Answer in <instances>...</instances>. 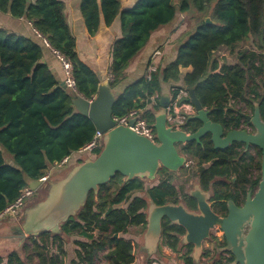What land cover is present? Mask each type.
I'll return each mask as SVG.
<instances>
[{"label": "trees", "instance_id": "16d2710c", "mask_svg": "<svg viewBox=\"0 0 264 264\" xmlns=\"http://www.w3.org/2000/svg\"><path fill=\"white\" fill-rule=\"evenodd\" d=\"M64 7L62 0H0V12L30 22L51 48L70 61L77 93L90 99L101 81L95 69L78 56ZM79 10L89 36L96 33L101 21L110 26L119 16L121 34L112 44L109 65L112 79L108 83L113 89L124 79L129 61L153 31L171 23L177 13L193 10L204 15L179 42L172 61L157 67L149 78L143 74L117 93L112 115L121 117L130 110H141L152 124L161 83L181 79L185 86L194 87L196 97L209 110L210 120L226 131L241 125L233 103H242L252 113L253 103L258 102L264 121V92L258 90L256 80L264 74V0H135L130 7H122L120 0H80ZM206 17L213 23L207 24ZM247 43L251 48H241ZM222 47L230 53L238 49L235 63H220L214 56ZM40 58L37 42L0 26V213L30 180L39 179L54 163L80 149L96 130L87 116L75 110L71 93L60 86ZM184 67L191 70L182 75L180 68ZM262 84L264 87V80ZM154 96V103H149ZM200 126L198 119L189 118L186 129L195 132ZM242 147L241 143H232L226 149H216L209 133L199 142L180 146V152L195 161L197 183L202 190H211L219 213L226 212L227 200L236 202L240 191L246 193L247 184L250 190L258 185L260 172L254 174L253 170L260 171L261 157L255 160ZM167 172L160 168L161 177L151 186H146L144 179L125 181L121 174H115L99 186L97 193L88 194L85 204L61 224L58 233L28 237L22 244L23 253L12 249L0 253V264H64V258L70 264L133 263L134 242L121 235L132 225L145 229L149 201L156 205L183 202L195 208L196 201L178 189L166 177ZM161 227V243L177 253L180 247H186L181 254L183 264H196L191 256L193 246L179 245L184 229L166 219ZM212 240L214 236L209 243ZM72 242L75 248L69 253L67 245ZM216 245L221 249L224 239ZM209 254L210 249H205L201 257L211 258ZM232 261L231 254L223 257L219 253L211 264Z\"/></svg>", "mask_w": 264, "mask_h": 264}, {"label": "water", "instance_id": "95a60500", "mask_svg": "<svg viewBox=\"0 0 264 264\" xmlns=\"http://www.w3.org/2000/svg\"><path fill=\"white\" fill-rule=\"evenodd\" d=\"M205 22L213 23L209 17L205 18ZM108 81L99 84L91 101L67 89L63 81L60 82V86L71 93L75 110L87 116L95 129L103 133L102 147L95 157L82 156L81 162L69 165L63 173L51 176L44 182L30 180V188H45L46 193L23 208L18 216L22 222L11 237L23 243L28 237L42 232L58 233L61 224L85 204L88 194L91 191L97 193L99 186L117 173L125 181L133 178L151 181L162 167L171 172L179 170L185 165L187 155L181 153L178 146L199 142L201 137L209 133L216 149H226L232 143H241L246 147L255 146L261 151L260 179L255 191L247 192L241 206L231 199L227 200L224 216L213 211L209 202L210 192L202 190L198 183L188 191L189 196L196 201L197 211L188 210L183 202L156 205L149 201L143 247L149 253L156 251L161 240L162 221L167 219L184 229L180 242L193 246L191 256L195 263L202 256L203 241L210 238L211 230L219 228L225 242L221 250L233 256L232 264H264V121L258 102L253 103L251 114H240L251 124L253 132L240 128L224 132L220 123L210 120L209 110L196 97L194 87H188L190 100L196 110L190 118L198 119L201 126L195 132L186 133L167 126L166 107L170 97L168 92H162L158 109L153 111L154 121L151 125L156 140L153 142L130 127L134 117L129 118V125L116 124L112 119V106L117 93ZM148 102L151 103V99ZM2 221L0 219V225L5 223ZM117 236L114 234V237Z\"/></svg>", "mask_w": 264, "mask_h": 264}, {"label": "crops", "instance_id": "0c3cea01", "mask_svg": "<svg viewBox=\"0 0 264 264\" xmlns=\"http://www.w3.org/2000/svg\"><path fill=\"white\" fill-rule=\"evenodd\" d=\"M62 1L65 6L64 14L66 22L76 38V52L78 56L95 69L101 82H105L110 75L109 65L111 62V47L113 42L120 37L121 34L119 16L113 20L110 26H105L103 21H101L96 33L93 36H89L85 30L83 18L79 10L80 0ZM120 1L122 7H130L135 0H128V4L123 3L122 0ZM176 19L177 17L171 24L169 23L161 26L151 33L146 45L129 61L124 72V79L113 89L116 93H119L127 84L137 80L143 74H146L149 66H153L156 69L157 67L164 66L175 58L176 48L180 40L185 38L187 31H185V26L182 25L184 23L176 24ZM0 26L9 33L22 35L37 42L41 46V61L48 66L59 82L63 81L64 75L60 62L51 52L50 48L44 43L45 38L41 37L35 31L30 22L23 18H14L8 13L0 12ZM156 50L159 51L158 54L155 53ZM217 52H219V50ZM190 70L191 67L180 68L182 75ZM176 83L183 84L181 79L177 82H162V92H168L171 85ZM74 154L72 158L77 157V155L74 156ZM71 164H76V162L72 161L69 165ZM64 169L56 171L53 176L63 173ZM11 227L12 226L7 227L5 224L0 225V248H2L5 241H8L7 239H16L15 237H11L9 233ZM141 228L143 227L132 225L129 226L127 230L135 232L137 229L141 230ZM121 236L131 239L134 242L135 259L131 264H150L153 260H158L161 264H183L180 253L173 251L161 242H159L155 252L149 253L143 247V235L141 242V236L138 237L139 234H130L127 236L126 233H124ZM179 245L181 246L182 244L180 243ZM74 248L75 247H71L72 250ZM5 251L6 249H0L1 254H4ZM202 258L203 257H201V259Z\"/></svg>", "mask_w": 264, "mask_h": 264}, {"label": "built area", "instance_id": "2783aa9c", "mask_svg": "<svg viewBox=\"0 0 264 264\" xmlns=\"http://www.w3.org/2000/svg\"><path fill=\"white\" fill-rule=\"evenodd\" d=\"M44 43L50 48L51 52L55 55L58 61L61 64L63 70V82L67 89H70L77 93L75 80L73 77L72 65L70 61L59 51L51 48L46 39H44ZM218 51V50H217ZM216 51V52H217ZM214 52V55H216ZM156 54L159 53L158 50L155 51ZM155 68L153 66H149L147 73L145 74L146 78L150 77V73L154 71ZM112 76L109 75L107 80H111ZM169 97L170 101L166 107V124L171 129L174 130H184L186 133L189 131L186 129V124L188 119L196 113V110L190 100V94L188 91V87L184 84H172L169 88ZM94 97L88 99L91 101ZM156 96L151 98L152 103H154ZM151 103V104H152ZM134 117V123L130 127L140 135L146 136L151 139L153 142L155 140V131L152 125L147 121V119L142 115L141 110H130L127 114L118 117L112 115V119L116 124L129 125V118ZM102 136L103 133L95 130L92 138L84 144L80 149L70 154L69 156H65L59 162L54 163L50 168L46 170L43 176L39 178L42 182L46 181L48 178L54 175L56 171L63 170L67 165H69L72 161L78 162L82 156L95 157L96 151L100 150L102 147ZM77 157L72 158L73 155ZM195 165V161L187 156L185 166L193 167ZM35 194V190L30 188L29 185L23 187L20 190L18 197L10 203L1 213L0 219L5 217H10L13 219L18 218L20 212L26 206L27 202L32 198ZM215 236L221 237L222 232L219 228L214 229ZM150 264H161L158 260H153Z\"/></svg>", "mask_w": 264, "mask_h": 264}, {"label": "rangeland", "instance_id": "374dc122", "mask_svg": "<svg viewBox=\"0 0 264 264\" xmlns=\"http://www.w3.org/2000/svg\"><path fill=\"white\" fill-rule=\"evenodd\" d=\"M121 2V1H120ZM123 3L128 4V0H122ZM177 19H176V24H182L185 26V31H186V35L194 28V26L196 25L197 21L199 19H202L204 17V15L197 13L196 11H188L185 14L182 13H177ZM171 24V23H170ZM185 38H183L180 41H183ZM241 48L245 49V48H251L250 44H244L241 46ZM239 48V49H241ZM238 50V49H237ZM237 50L234 53H230L226 48L222 47L219 49V52H216L214 55L216 56V58H218L220 63H235L237 60ZM257 84H258V90L263 93L264 92V87H263V80H264V74L260 75L257 77ZM232 107H236V108H240V109H245V111L251 112L250 108L247 106H244L242 103H233ZM178 149L180 150V145L178 146ZM197 168L195 167H186L185 165L183 167H181L179 170L175 171V172H167L165 175L166 177H169V179L171 180V182L178 188V189H182L184 192H188L195 184H197ZM256 174V173H254ZM161 177L160 174H158L156 176V178L154 180L148 181V180H144L145 185L146 186H151L155 183L158 182L159 178ZM112 187H115V183H111ZM256 189V188H255ZM254 189V190H255ZM46 193L45 188H37L35 190V194L32 196V198H30V200L27 202L26 206L29 205L30 202L32 201H36L37 199L41 198L44 196V194ZM2 222H5L4 224L7 226H12L10 228L9 233L12 234L13 231L15 230V228H18V226L20 225V223L22 222L21 218L18 220V218L13 219L10 217H5L2 219ZM21 220V221H20ZM144 228H141V230H136L131 231V230H127L126 235H130V234H135L138 235V237L141 236L140 238V242L142 241V233H144ZM142 234V235H141ZM209 239V238H208ZM208 239H206L203 244L204 247L203 248H207L210 249L212 248V244H209ZM8 241H5V243L2 245V248L0 249H6L5 254L9 252V250H16L18 253H23L22 250V241L21 240H11V239H7ZM68 240L71 241V236L68 237ZM161 242V241H160ZM69 248V253H70V248L74 247V244L72 242V244L70 243L69 245H67ZM55 250V248L53 249ZM74 255V253H73ZM225 256V255H224ZM226 257V256H225ZM219 258V254L218 253H214L211 258H208L206 256H204L202 259H199L198 264H211L212 259H217ZM224 261V260H223ZM64 264H70V260L68 261L66 258H64Z\"/></svg>", "mask_w": 264, "mask_h": 264}, {"label": "flooded vegetation", "instance_id": "af4514ba", "mask_svg": "<svg viewBox=\"0 0 264 264\" xmlns=\"http://www.w3.org/2000/svg\"><path fill=\"white\" fill-rule=\"evenodd\" d=\"M152 103V102H151ZM232 109L233 110H235L236 111V113L235 114H238L239 116H240V121H241V125L238 127V128H240V129H243V130H246L247 132H253L254 131V129H253V127L252 126H250L249 124V122L248 121H246L245 120V118L243 117V116H241L240 114L241 113H244V114H251V112H248V111H245V109H241V110H239V108H236V107H232ZM224 128V127H223ZM224 132H227L226 131V129L224 128ZM231 145V144H230ZM242 148H243V152H245V153H247L248 155L249 154H252L253 156H254V158H255V160H257V159H259V157H261V154H260V156H259V149L257 148V147H255V146H252V145H249L248 147H246L244 144H242ZM169 172H171V171H169ZM260 171H258L257 169H254L253 170V173H259ZM233 180H235V177H233ZM257 187V186H256ZM246 189H247V191H246V193L245 194H243V192H241L240 191V193H239V197L237 198V200H236V202H235V204L237 205V206H241L242 204H243V202H244V200H245V197H246V194H247V192H249V191H251V192H254L255 190V188H251V190L249 189V186H248V184L246 185ZM209 192H210V200H209V202H210V204H211V208L213 209V211L214 212H216V213H218L219 215H221V216H224V215H226V212H224V213H219L218 211H217V208H216V205H215V202L214 201H212L211 200V190H209ZM188 193V192H187ZM184 204V203H183ZM185 207L188 209V210H190V211H197V209H196V203H195V208H188L186 205H185ZM164 220V219H163ZM167 220V219H166ZM246 231V228H244V232ZM211 236H214L215 237V240H212V242H210L209 244H212V248H210V254H209V257H211L214 253H217V251H218V254L220 253L223 257H228L229 256V254L230 253H228V252H223L221 249H219L218 247H217V245H216V242L217 241H222L224 238H223V235L221 236V237H218L217 238V236H215V232L213 231V230H211V235H210V237ZM210 239V238H209ZM161 241V240H160ZM205 241V240H204ZM203 241V242H204ZM204 247V246H203ZM222 248V247H221ZM207 249V248H206ZM187 250V248L186 247H183V248H181L180 249V257H181V254L183 253V252H185ZM205 250V248H203V251ZM203 251H202V253H203ZM225 255V256H224ZM225 261V260H224Z\"/></svg>", "mask_w": 264, "mask_h": 264}]
</instances>
